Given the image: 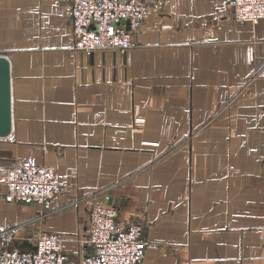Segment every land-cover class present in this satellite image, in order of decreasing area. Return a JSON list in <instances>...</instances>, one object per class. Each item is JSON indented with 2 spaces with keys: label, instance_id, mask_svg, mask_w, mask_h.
Segmentation results:
<instances>
[{
  "label": "crops",
  "instance_id": "0c3cea01",
  "mask_svg": "<svg viewBox=\"0 0 264 264\" xmlns=\"http://www.w3.org/2000/svg\"><path fill=\"white\" fill-rule=\"evenodd\" d=\"M143 1L133 48L87 54L68 0H0V165L34 159L67 183L43 204L0 188V231L21 248L62 235L80 264L101 202L143 226V264H264V19L237 23L230 0Z\"/></svg>",
  "mask_w": 264,
  "mask_h": 264
},
{
  "label": "built area",
  "instance_id": "2783aa9c",
  "mask_svg": "<svg viewBox=\"0 0 264 264\" xmlns=\"http://www.w3.org/2000/svg\"><path fill=\"white\" fill-rule=\"evenodd\" d=\"M237 23L264 19V0H230ZM76 52H127L134 46L132 34L149 11L143 0H68ZM66 176L56 166L34 159L0 165V188L10 203L43 204L66 188ZM62 235L40 233L28 248L15 246L9 231H0V264H72L63 249ZM86 244L93 253L80 264H143L147 243L143 226H121L116 206L94 202Z\"/></svg>",
  "mask_w": 264,
  "mask_h": 264
},
{
  "label": "water",
  "instance_id": "95a60500",
  "mask_svg": "<svg viewBox=\"0 0 264 264\" xmlns=\"http://www.w3.org/2000/svg\"><path fill=\"white\" fill-rule=\"evenodd\" d=\"M12 130L11 65L7 57L0 55V137Z\"/></svg>",
  "mask_w": 264,
  "mask_h": 264
}]
</instances>
